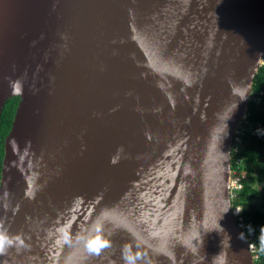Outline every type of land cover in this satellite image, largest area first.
<instances>
[{"label":"water","instance_id":"95a60500","mask_svg":"<svg viewBox=\"0 0 264 264\" xmlns=\"http://www.w3.org/2000/svg\"><path fill=\"white\" fill-rule=\"evenodd\" d=\"M263 55L264 0H0V116L19 98L0 264H125V246L136 264H255L229 179Z\"/></svg>","mask_w":264,"mask_h":264},{"label":"trees","instance_id":"16d2710c","mask_svg":"<svg viewBox=\"0 0 264 264\" xmlns=\"http://www.w3.org/2000/svg\"><path fill=\"white\" fill-rule=\"evenodd\" d=\"M18 101V97L7 100L0 116V168L3 140L9 132ZM245 114V134L241 136L239 152L232 154V170L240 176L243 186L236 192L232 207L241 208L243 230L250 233V242L257 252L255 264H264V135H252L247 131L249 128L264 129V64L254 77Z\"/></svg>","mask_w":264,"mask_h":264},{"label":"clouds","instance_id":"9594fccd","mask_svg":"<svg viewBox=\"0 0 264 264\" xmlns=\"http://www.w3.org/2000/svg\"><path fill=\"white\" fill-rule=\"evenodd\" d=\"M263 59H264V55H263V57L261 59V63L259 65V67L262 65ZM12 88H13V90L15 92L19 93L21 91L20 82L19 81L13 82L12 83ZM249 99H250V96H249ZM244 116H246V114ZM255 131H256L257 135H264V129L257 128ZM231 159H232V152H231ZM233 172L234 171L232 170V162H231L230 178H231V175H232ZM229 181H230V179H229ZM228 210H229L228 208H225L223 210V213L221 215V219L223 218V215L228 212ZM239 211L240 210L237 209L234 214H238ZM240 217H241V214H240ZM217 223L219 224V220L217 221ZM220 227H221V229L223 228L222 225H220ZM237 235L240 238L243 237V233H238ZM10 243H11V241L8 239L7 235L4 234V233H0V252H2L4 250L5 245L10 244ZM108 246H109V241L104 239V238H102L100 235H95V236H93V237H91V238H89V239H87L85 241L86 250L88 252H91V253H99L102 248H105V247H108ZM138 257H139L138 253L135 256L129 254L128 250H127V246H125V254L123 255V259L125 261V264H136V261H137ZM254 261L256 262V260H254Z\"/></svg>","mask_w":264,"mask_h":264},{"label":"built area","instance_id":"2783aa9c","mask_svg":"<svg viewBox=\"0 0 264 264\" xmlns=\"http://www.w3.org/2000/svg\"><path fill=\"white\" fill-rule=\"evenodd\" d=\"M262 64H264V59L262 61ZM246 120V116H244L241 121L239 122L235 132H234V137H233V142H232V147H231V152L232 154H237L239 152V146L242 143L241 140V136L244 133V126L246 125L245 123ZM255 128H249L247 129V131L250 132V134L254 135L256 133ZM246 131V132H247ZM232 164L234 163V161L231 159ZM239 161H235V164H238ZM240 176H236L235 172L232 173L230 181H229V192L231 193V195L235 198L236 196V192L239 191L242 188V184L240 182ZM239 209V213L238 214H234L236 212V210ZM232 214L234 215V217H236L239 221L242 220V218L240 217L241 214V208L240 207H235L232 210ZM251 253L255 254V249L253 248L252 245L249 246ZM256 258V255H255Z\"/></svg>","mask_w":264,"mask_h":264},{"label":"bare ground","instance_id":"6f19581e","mask_svg":"<svg viewBox=\"0 0 264 264\" xmlns=\"http://www.w3.org/2000/svg\"><path fill=\"white\" fill-rule=\"evenodd\" d=\"M243 186V185H242ZM229 196H230V202H231V213H232V210H233V208L234 207H232V201L234 200V197L231 195V193L229 192ZM232 216H233V218L235 219V221L237 222V224H238V226L242 229V231L244 232V230H243V221L241 220V221H239L236 217H234V215L232 214ZM244 236H245V238H246V240L248 241V244H249V246L250 245H252V243L250 242V233H246V232H244ZM253 246V248L255 249V247H254V245H252ZM249 250H250V248H249ZM257 252H256V249H255V254H253L252 253V256H253V259L254 260H257ZM255 255H256V258H255Z\"/></svg>","mask_w":264,"mask_h":264}]
</instances>
